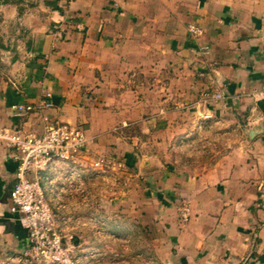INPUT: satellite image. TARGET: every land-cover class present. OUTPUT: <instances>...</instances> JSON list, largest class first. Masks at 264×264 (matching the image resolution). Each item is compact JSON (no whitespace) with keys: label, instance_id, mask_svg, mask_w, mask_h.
Here are the masks:
<instances>
[{"label":"crops","instance_id":"crops-1","mask_svg":"<svg viewBox=\"0 0 264 264\" xmlns=\"http://www.w3.org/2000/svg\"><path fill=\"white\" fill-rule=\"evenodd\" d=\"M48 121L132 165L127 200L175 264H264V0H0V251L25 244L4 136ZM198 137L212 157L177 173L176 141Z\"/></svg>","mask_w":264,"mask_h":264},{"label":"rangeland","instance_id":"rangeland-1","mask_svg":"<svg viewBox=\"0 0 264 264\" xmlns=\"http://www.w3.org/2000/svg\"><path fill=\"white\" fill-rule=\"evenodd\" d=\"M175 145L177 173L212 157L200 137ZM120 164L82 157L30 172V211L24 226L18 221L25 244L16 253L0 251V264H175L162 232L145 212L140 217L144 205L133 196L128 202L127 184L137 178L132 165Z\"/></svg>","mask_w":264,"mask_h":264},{"label":"built area","instance_id":"built-area-1","mask_svg":"<svg viewBox=\"0 0 264 264\" xmlns=\"http://www.w3.org/2000/svg\"><path fill=\"white\" fill-rule=\"evenodd\" d=\"M187 31L192 37L201 33L200 29L193 24L188 25ZM45 97L50 98V95ZM215 98L222 99V95L215 94ZM50 108L52 103L45 100L37 105L21 104L12 107L17 116L38 113ZM4 138L13 150V160L17 162L16 183L10 194L9 212L24 226L26 220L22 216L30 211V202L35 189V185L30 184L27 179L30 172L32 173L35 169L44 171L55 162H74L82 158L88 139L82 128L58 121H48L39 135L16 130ZM182 218L184 221L187 220V214H184Z\"/></svg>","mask_w":264,"mask_h":264}]
</instances>
